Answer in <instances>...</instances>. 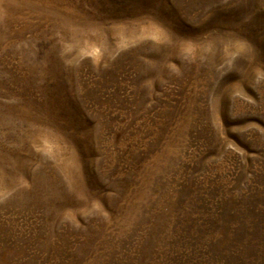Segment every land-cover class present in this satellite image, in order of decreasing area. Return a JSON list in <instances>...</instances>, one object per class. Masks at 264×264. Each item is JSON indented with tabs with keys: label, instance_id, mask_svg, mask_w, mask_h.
I'll return each mask as SVG.
<instances>
[{
	"label": "rangeland",
	"instance_id": "374dc122",
	"mask_svg": "<svg viewBox=\"0 0 264 264\" xmlns=\"http://www.w3.org/2000/svg\"><path fill=\"white\" fill-rule=\"evenodd\" d=\"M0 264H264V0H0Z\"/></svg>",
	"mask_w": 264,
	"mask_h": 264
}]
</instances>
